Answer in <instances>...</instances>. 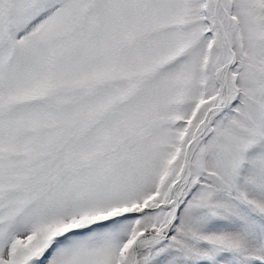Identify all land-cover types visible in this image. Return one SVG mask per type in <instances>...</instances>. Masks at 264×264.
Listing matches in <instances>:
<instances>
[{
  "label": "snow or ice",
  "instance_id": "obj_1",
  "mask_svg": "<svg viewBox=\"0 0 264 264\" xmlns=\"http://www.w3.org/2000/svg\"><path fill=\"white\" fill-rule=\"evenodd\" d=\"M0 264H264V0H0Z\"/></svg>",
  "mask_w": 264,
  "mask_h": 264
}]
</instances>
